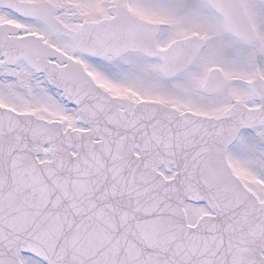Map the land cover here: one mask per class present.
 I'll list each match as a JSON object with an SVG mask.
<instances>
[{"label": "snow or ice", "instance_id": "1", "mask_svg": "<svg viewBox=\"0 0 264 264\" xmlns=\"http://www.w3.org/2000/svg\"><path fill=\"white\" fill-rule=\"evenodd\" d=\"M0 264H264V0H0Z\"/></svg>", "mask_w": 264, "mask_h": 264}]
</instances>
